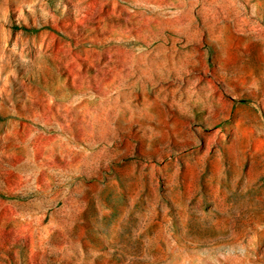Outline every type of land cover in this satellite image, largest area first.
I'll return each mask as SVG.
<instances>
[{
	"label": "rangeland",
	"instance_id": "obj_1",
	"mask_svg": "<svg viewBox=\"0 0 264 264\" xmlns=\"http://www.w3.org/2000/svg\"><path fill=\"white\" fill-rule=\"evenodd\" d=\"M0 264H264V0H0Z\"/></svg>",
	"mask_w": 264,
	"mask_h": 264
}]
</instances>
